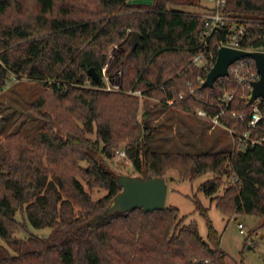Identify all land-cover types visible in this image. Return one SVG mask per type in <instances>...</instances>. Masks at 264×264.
<instances>
[{"label": "trees", "instance_id": "trees-1", "mask_svg": "<svg viewBox=\"0 0 264 264\" xmlns=\"http://www.w3.org/2000/svg\"><path fill=\"white\" fill-rule=\"evenodd\" d=\"M201 3L0 0V93L10 73L52 89L32 105L45 122L34 147L19 135L6 138L0 164V264H227L221 235L200 200L195 208L206 222L207 240L195 225L186 224L189 216L177 207L107 215L121 191L119 175L108 160L124 143L127 157L143 177L165 178L176 170L181 179L193 182L212 173L214 177L201 183L199 190L216 202L224 216L264 218V145L241 141L236 135L237 147L229 152L152 150L149 141L155 127L139 119V98L129 93L141 91L166 105L173 99V108L190 113L205 109L211 116L225 106L223 94L235 91L237 84L217 81L213 88H202L215 61L204 69L193 58L205 51L217 53L219 42L233 30L231 24L218 27L206 47L209 27L201 13L178 9ZM220 10L234 19L236 27H247L251 35L243 48H264V0H226ZM254 21H261L263 28ZM134 30L143 36L136 48L130 38ZM129 31L113 65L123 72L122 90L106 91L101 87L107 52ZM259 34L263 38L256 40ZM92 67L99 72L98 81L88 75ZM86 82L96 88L83 87ZM191 88L198 98L191 96ZM250 109L249 100L236 97L220 121L236 133L263 137L264 123L251 129L248 122L231 116L232 110ZM224 177L228 182L221 195ZM80 178L91 190L101 187L108 194L94 200ZM18 212L32 227L50 228V235L15 236L22 227Z\"/></svg>", "mask_w": 264, "mask_h": 264}, {"label": "rangeland", "instance_id": "rangeland-1", "mask_svg": "<svg viewBox=\"0 0 264 264\" xmlns=\"http://www.w3.org/2000/svg\"><path fill=\"white\" fill-rule=\"evenodd\" d=\"M137 1L143 0H130V2ZM145 1L148 2V0ZM201 1L200 7L183 6L178 9L202 13L212 8L210 0ZM130 32L125 39L109 47L107 62L102 68L104 85L101 88L106 91L119 92L122 90L123 72L122 70L115 71L113 65L116 60V51L124 50L123 43L129 38ZM83 87L96 88L89 82H86ZM51 92L52 89L42 81L32 80L26 75L10 73L6 87L0 93V164L6 154L7 136L19 135L27 141L30 148L34 147L33 141L45 122L35 114L32 105ZM137 97L139 98V119L155 127L149 141L150 149L160 152L199 153L229 152L237 147V137L227 127L213 126L208 119L166 105L158 97L144 95ZM42 110L45 111V108ZM90 137L95 138V135H90ZM118 150L126 152L125 143L115 149V155L108 160V165L118 175H138L127 153L126 156H120L117 153ZM81 164L86 166L85 162ZM213 177L214 174L208 173L192 182L181 179L176 170H170L165 176L168 184L166 206L177 207L183 215H188L186 224L195 225L200 235L207 240L206 222L195 208V201L200 200L205 207L209 208V215L221 235V248L227 255V264H240L242 261L245 264H264V218L249 214H239L232 219L224 216L216 208V202H212L199 190L201 183ZM80 180L85 185V189L91 192L94 200L101 199L108 194V191L101 187L91 190L82 178ZM227 182L228 180L224 177V185L220 190L221 195L225 194ZM17 219L22 224V227L15 232V236L19 238H26L30 234L48 237L51 233L50 228L37 229L29 225L22 212H18ZM241 223L244 225V232L239 228Z\"/></svg>", "mask_w": 264, "mask_h": 264}, {"label": "built area", "instance_id": "built-area-1", "mask_svg": "<svg viewBox=\"0 0 264 264\" xmlns=\"http://www.w3.org/2000/svg\"><path fill=\"white\" fill-rule=\"evenodd\" d=\"M212 3V10L204 11L201 13V18L205 20L206 25L209 27V29L205 32L204 36V44L207 47L208 45V38L212 35L215 29L218 27L224 26L226 24H231L233 32L229 34L225 40H222L218 44V50L222 46H228V47H234V48H240L245 49L242 47L243 44H245L246 38L250 37V32H248L246 26L236 27L235 21L233 18L226 16L221 12V8L224 6L226 0H210ZM256 23V27H262L263 23L261 21H254ZM253 22V23H254ZM264 29V28H263ZM263 38V34H259L255 39L261 40ZM245 50H259L264 51V48L261 49H245ZM217 53L215 51L210 50L207 55V51L201 52L197 54L193 58V63L198 66L202 67L204 69H207L208 64L210 62L215 61L217 59ZM246 58V57H245ZM241 59L236 61L230 66V73L228 76L219 78L217 81H220V83L225 81H231L234 80L237 84V89L235 91H226L223 94L222 101L225 103V106L220 107V111L214 115L211 116L208 114V112L205 109H197L193 112V114L197 115L198 117L208 119L213 123V126L216 125H222L220 118L221 116L225 115L227 113V109L230 106V104L235 100L236 97H240L241 100H249L252 96V90H253V82L256 80H259L260 74L257 71L255 60L252 58L250 59ZM255 64V67L253 66ZM214 66V65H213ZM198 80H202L201 78H198ZM189 85H192V82L188 81ZM117 87V86H116ZM119 87V86H118ZM109 89H111L109 87ZM129 93L134 95H143L141 91H130ZM191 96L198 98L199 95L196 92L194 88H191L190 90ZM184 95L180 94V97L182 98ZM262 99H257L253 103H250L251 109L249 112L243 111H231V116L238 117L243 122H248V126L251 129H258L260 127L261 123H264V112L262 110ZM167 105L173 106L174 100L169 99L166 101ZM223 126V125H222ZM234 135L238 136L241 141L244 142H250L253 145H264V136L259 137L258 135L256 137H251L249 132L246 133H236L233 130H231ZM117 153L120 156H126L125 151L118 150ZM239 228L242 232H244V225L241 223L239 224ZM209 260H203L202 263H208ZM196 264H199L197 262Z\"/></svg>", "mask_w": 264, "mask_h": 264}, {"label": "water", "instance_id": "water-1", "mask_svg": "<svg viewBox=\"0 0 264 264\" xmlns=\"http://www.w3.org/2000/svg\"><path fill=\"white\" fill-rule=\"evenodd\" d=\"M142 37L139 31H132L131 42L134 48L142 45ZM245 57H252L255 60L257 71L260 74L259 80L253 82L250 103L257 99L264 100V51L259 50L220 47L216 62L208 72L202 88H213L219 78L229 75L230 66L233 63ZM88 75L95 81L100 79L99 72L94 67L88 70ZM118 182L121 191L112 200L108 208V216L129 213L136 209H143L145 212L165 209L168 184L164 177L121 174L118 177Z\"/></svg>", "mask_w": 264, "mask_h": 264}]
</instances>
